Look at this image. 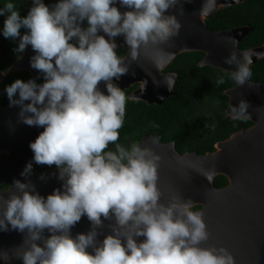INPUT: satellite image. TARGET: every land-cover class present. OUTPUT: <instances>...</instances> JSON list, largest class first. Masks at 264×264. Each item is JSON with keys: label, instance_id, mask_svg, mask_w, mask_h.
<instances>
[{"label": "clouds", "instance_id": "9594fccd", "mask_svg": "<svg viewBox=\"0 0 264 264\" xmlns=\"http://www.w3.org/2000/svg\"><path fill=\"white\" fill-rule=\"evenodd\" d=\"M185 2L30 0L23 15L18 0L0 6V34L15 43L17 58L32 49L29 65L38 73L5 86L8 105L18 108L17 122L42 128L29 143L33 156L23 179L0 192V232L22 235L19 244L0 247L3 264H235L227 247L208 243L204 212L193 210L192 198L178 192L164 198L161 156L143 143H117L128 97L116 82L145 51L157 71L170 62L166 46L180 35ZM121 41L125 55L117 52ZM221 41L232 46L224 58L233 66L231 79L250 83V52L238 50L235 37ZM162 83L169 91L175 86L170 76ZM224 83L219 76L216 84ZM147 86L145 79L142 91ZM249 107L241 99L227 114L247 120ZM206 126L215 131V123ZM34 164L55 166L59 187L41 194ZM200 174L211 182L215 169ZM83 218L87 230L73 234Z\"/></svg>", "mask_w": 264, "mask_h": 264}, {"label": "water", "instance_id": "95a60500", "mask_svg": "<svg viewBox=\"0 0 264 264\" xmlns=\"http://www.w3.org/2000/svg\"><path fill=\"white\" fill-rule=\"evenodd\" d=\"M244 0H188L184 3V13L179 17L183 27L180 35L166 46L172 54L170 62L157 71L148 57L150 51H145L141 59L131 66L129 75L116 83L121 89L127 90L137 85L129 96L131 101H144L149 105L161 106L167 98L173 95L163 86V77L177 79L175 73H165L164 69L181 53L199 51L205 54L199 65L210 66L231 73L232 69L224 63L232 46L221 41V37L232 36L238 45L249 35L251 29L247 26L237 27L226 31H212L206 26V20L219 10L225 9ZM203 6L209 7L208 14H201ZM120 48H126L121 41ZM238 50H240L238 48ZM1 51V50H0ZM128 51V50H127ZM126 51V53H127ZM251 54L252 64L255 65L264 58V44L246 50ZM33 55L29 47L22 58L15 60L7 71H0V82L8 73L28 71L32 76L38 73L29 65V57ZM148 80L146 91H142V82ZM153 79L161 81L160 86ZM144 85V84H143ZM229 98V104L237 105L239 100H246L253 122L249 128H244L228 139L215 144L213 152L199 155L195 152L178 154L174 142L161 143L155 134L145 135L140 143L150 147L161 156L159 162V186L164 198H169L178 192L184 197H190L194 206L201 205L204 219L211 233L208 243L223 245L229 249L235 258V264H264V82L235 85L224 92ZM18 108L0 107V192H7L14 178L23 179L20 172L26 162L32 159L33 153L29 147L30 141L42 131V128L30 127L17 122ZM35 166V164H34ZM215 169L211 182L202 172ZM198 170V171H197ZM50 169L32 176L41 194L46 195L53 188L59 187L60 182ZM48 175L46 181L39 180L41 174ZM225 176L228 185L215 188L214 179ZM8 187L2 190V186ZM89 224L83 218L73 229V234L86 231ZM22 235L17 232H0V247H11L19 244ZM0 264H3L0 261ZM13 264H21L14 261Z\"/></svg>", "mask_w": 264, "mask_h": 264}, {"label": "trees", "instance_id": "16d2710c", "mask_svg": "<svg viewBox=\"0 0 264 264\" xmlns=\"http://www.w3.org/2000/svg\"><path fill=\"white\" fill-rule=\"evenodd\" d=\"M5 0H0V6ZM51 2V0H46ZM21 4V15L25 14L30 0H18ZM4 17H0L2 27ZM206 26L212 31H226L247 26L251 29L249 35L238 45L240 50L259 47L264 44V0H244L242 3L219 10L206 20ZM15 43L0 34V71H7L17 60L13 49ZM126 48H118L120 55L126 54ZM203 52H185L179 54L163 72L175 73L177 79L171 95L161 106L149 105L144 101L127 99L126 114L123 127L119 130L117 143L129 146L140 143L147 134H155L161 143L174 142L178 154L195 152L204 155L213 152L216 143L228 139L232 134L253 125L250 120H230L225 116L229 98L224 94L236 84L229 72L210 66H200L204 58ZM254 82H264V58L251 66ZM223 76L225 83L217 85L216 80ZM32 76L28 71L8 73L0 83V107L9 106L4 88L16 78L27 80ZM137 85L124 90L128 97ZM215 123V131L210 127ZM114 149V145H109ZM55 168L35 165L34 174ZM215 188L228 185L225 176L214 179ZM8 187L2 186V190ZM196 208H199L196 206Z\"/></svg>", "mask_w": 264, "mask_h": 264}, {"label": "flooded vegetation", "instance_id": "af4514ba", "mask_svg": "<svg viewBox=\"0 0 264 264\" xmlns=\"http://www.w3.org/2000/svg\"><path fill=\"white\" fill-rule=\"evenodd\" d=\"M1 50V49H0ZM5 72V71H4ZM165 73H169V72H165ZM7 76V75H6ZM6 79V77L0 82V83H2L4 80ZM138 87V86H137ZM137 87L135 88V89H137ZM134 89V90H135ZM133 90V91H134ZM168 99V98H167ZM199 208H196V206H194V208H193V210H200L201 208H202V206L201 205H197Z\"/></svg>", "mask_w": 264, "mask_h": 264}, {"label": "bare ground", "instance_id": "6f19581e", "mask_svg": "<svg viewBox=\"0 0 264 264\" xmlns=\"http://www.w3.org/2000/svg\"><path fill=\"white\" fill-rule=\"evenodd\" d=\"M141 84H142V86H143L144 83L142 82Z\"/></svg>", "mask_w": 264, "mask_h": 264}]
</instances>
